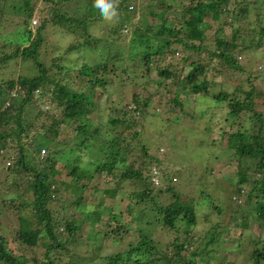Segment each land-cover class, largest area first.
<instances>
[{"label":"trees","instance_id":"trees-1","mask_svg":"<svg viewBox=\"0 0 264 264\" xmlns=\"http://www.w3.org/2000/svg\"><path fill=\"white\" fill-rule=\"evenodd\" d=\"M44 1V12L48 13L49 19H42L33 30L30 26L37 13L34 0H0V70L7 72L17 62L20 64L26 60H31L34 65L29 75L16 74L14 70L13 75L0 81V156L2 158L5 151L9 153L8 172L4 184H1V196L5 209H10L19 220L15 239L24 250L39 246L41 237L50 241L44 242L42 259L38 255L30 259L25 253L18 256L8 249V237L0 226V264H27L28 261L33 264H198L196 258L204 254V246L199 248L196 245L197 238L192 232L193 226L197 225L198 210L191 200L181 201L176 186L178 177L163 168L164 158L158 159L151 153L149 145L141 142L140 126L143 124L139 115L147 114L153 98L160 93L157 90L159 87L164 85L171 89L176 86L181 91L184 90L180 86L182 82L189 86L186 97L191 93L209 94L213 95L218 105L227 100L228 118L234 119L243 112L247 113L246 118L251 122L249 127L242 124L235 132H230L226 147L231 152L230 163L237 160L241 167L238 179H232L238 185L232 201L242 203L246 200L249 207L245 216L257 219L264 228V111L256 108V99L262 98L263 92L252 82L245 89L244 86L254 79L253 71L238 60L240 54L247 55L254 46L264 48V0H187V9L174 19L165 17L172 7L167 3L169 0H152L151 8H145L138 18L139 22L133 18L138 11L132 6V0H113L118 18L111 22L103 20L96 12L95 0ZM161 3L166 7L159 12L152 9V6L154 8ZM235 4H240L237 13ZM251 7L256 11L255 28L260 38L247 43L236 22L240 16L247 17ZM208 12L213 19L220 21L227 16L226 19L230 21H222L219 25L214 45L209 41L207 29L202 28L212 27V23L205 20ZM149 13L157 17L158 24L148 19ZM11 16L15 17V21ZM100 22L110 26L111 35L114 36L104 40L103 46L108 52H100V60L93 63L77 59L64 63L66 53L56 50L59 46H54V41L51 43L50 34L46 36L47 32H53V26L76 33V37L84 40L74 45L73 51L77 48L84 56V47L99 50L101 40L93 38L91 32ZM228 23L232 29L229 34L225 29ZM13 24L23 26L27 38L20 33L16 38L2 34L7 26ZM131 24L134 25L129 33L135 50H131L129 56L120 52L111 56L118 38L121 34L126 35L123 33L124 27ZM179 49L183 52L182 56ZM47 55H50L49 60ZM166 58L170 59L169 63H164ZM177 58L179 61L175 63L174 59ZM190 59L191 69L181 81L180 76L185 69L179 64L187 63ZM162 60L163 64L159 66ZM109 64L123 72H138L137 77L132 78L133 106L124 105V115H109L107 118L109 125H112V128L108 127V134L116 131L112 138L101 136L102 123L94 126L102 114L95 117L90 115L96 106L95 88H106ZM154 66H157L156 73H153ZM215 70L219 73L230 70L237 75L246 71L247 77L239 79L242 85L233 92L225 90L216 93L211 90L215 81L208 78V73ZM85 84L90 86L84 88ZM138 86L149 91L148 95L144 97L138 93ZM173 102L176 107L185 103L179 94L174 96ZM181 119L182 116L173 120L168 118L171 124H178ZM62 125L75 127L77 134L74 142L59 138ZM127 128L134 130L131 135L122 138L119 134H123ZM88 149L98 159L95 170L89 165H81L82 160L77 152ZM139 152L143 161L141 166H136ZM136 154L137 157L131 161V156ZM61 160L66 164L60 169L58 164ZM103 171L110 173L112 180L123 176L142 185L137 192L138 203L147 199L149 209L140 208V218L153 215L160 227L168 232H177L175 239L164 244L167 251L153 238L151 231L140 227L138 238L131 241L128 247L108 255L97 251L102 248L105 230L96 229V223L101 214L109 212L110 208H86L84 197L79 192L85 190L87 183L79 182L82 178L91 179L95 172ZM66 176L71 178L70 186L77 191L74 201L77 211L65 219L63 230L67 233L64 234V231L58 233L55 230V226H60L57 225L59 219L52 205L60 198L61 189H66ZM154 177L159 179V183L154 182ZM10 195L16 196L19 202L12 199L6 203ZM216 210L221 215L223 209L217 207ZM78 211L82 212V216H77ZM112 217L116 219V216ZM149 222L155 224L151 219ZM85 223L92 226L87 233L88 240L95 241L92 252L83 251L81 238L84 237ZM182 230L186 235L183 241L180 240ZM218 235L217 232L211 235L208 232V237H205L206 252H210V244L219 242ZM244 242L246 244L242 241L237 244L234 253L237 255L249 243L250 247L253 246L249 253L245 255L242 252L248 262L245 264H264V239ZM64 256L68 257L64 259L65 262L62 259Z\"/></svg>","mask_w":264,"mask_h":264},{"label":"rangeland","instance_id":"rangeland-1","mask_svg":"<svg viewBox=\"0 0 264 264\" xmlns=\"http://www.w3.org/2000/svg\"><path fill=\"white\" fill-rule=\"evenodd\" d=\"M34 1L36 2L37 13L34 15L30 27L33 30H36L42 19H49V16L48 13L44 12L45 7L42 2L45 1ZM167 3L172 4V7L169 8L165 15V17L169 19H174L175 16L183 13L188 5L187 0H169ZM131 4H133L132 6L138 11L133 17L134 21L139 22L138 18L140 17V14L144 12L146 7L148 8V6L152 4V0H132ZM235 5L237 7V13L239 12L240 4ZM149 7L151 8V6ZM163 7H166V4L161 3L157 6L155 5L154 8L152 6V9L159 12ZM226 18L227 16H224L223 19L219 21L213 19L210 12L207 13L205 20L211 22L212 27L204 26L202 28L207 29L206 33L210 38L209 41H211L212 45H214L213 42L219 25L222 21H229ZM13 19L15 21V17H13ZM148 19L154 24L159 23L157 17L150 13ZM256 22L257 15L253 7L250 8V13L247 17L240 16L236 22L237 27L242 30L243 37L247 43H252L260 38V35L255 28ZM133 25L134 24L124 27L123 33H126V35L124 36L121 34V37L118 38L117 44H115V52H113L111 56H115L116 54H119V52L121 55L129 56L131 50H135L136 47H132L133 43L129 33ZM110 29V26H107L102 22L97 23L92 28V37L100 39L101 44L99 45L98 51H94V49L90 47H84V56H81V52L77 48L73 51V46L78 44L80 40H84L76 37V33L74 34V32L71 33L68 30L58 29L53 26V32H47L46 36L50 34L51 43L54 41V46H59L56 50L58 49L59 52L66 53L64 56V63L68 64L70 63V60L76 59L80 60V62L86 60L93 63L100 60V52H103V54L108 52V50L104 49L103 45L104 40L108 38L112 39L114 36L111 35ZM225 29L228 34L232 31L229 23L225 24ZM19 33L21 36L24 35V37H26L25 28L23 26L16 27V25L13 24L12 26H7L2 34L8 35V38H16L15 36ZM60 35H62L61 38ZM56 37L57 42H55ZM114 43H116V41H114ZM178 52L180 54L183 53L181 49H179ZM50 55L46 56L47 60H49ZM116 58L117 57H115V59ZM238 60L253 71L252 76H254V79L248 82L249 84L244 87L245 89H248L252 82L251 84L253 86L263 92V97L256 99V108L263 109L264 111V48L254 46L248 50L247 55L246 53L245 55L240 54ZM178 61L179 58L174 59L175 63ZM190 61L191 59L187 63L181 62L179 64L180 67L184 66L185 69L184 72L181 73V81H183L184 77L191 69V66L189 65ZM167 62H170L169 58L164 60V63ZM162 64L163 60L160 62L159 66ZM33 68L34 65L31 60L21 61L20 64L17 62L14 67L11 66L7 72L0 70V81L5 77H9L10 74L13 75L12 73L14 70L16 71V74L20 72V74L29 75L33 72ZM153 69V73H156L155 69H157V66H154ZM126 74L130 75V77H126ZM246 74V71H244L242 75L234 74L230 70L223 71L222 73H219L217 70L213 72L211 71L208 73V78L210 79L211 77L215 81L214 84L211 85V90L216 93L225 90L233 92L235 88L242 85L239 79L247 77ZM137 75L138 72L135 73L131 70L129 72H123L117 66L109 64L106 73L108 79L105 86L106 88H103L102 86L95 88L94 99L96 106L93 109L91 108L92 112L90 114L91 117L102 114L101 119L94 122L95 127L96 125H99V123H102L100 126L101 136L112 138L116 134L115 130L114 132L111 131L110 134L107 132L108 127L112 128V125H109L107 120L109 115H124L122 107L124 105L133 106V102H131L134 93L132 88V78L137 77ZM152 77L154 78V75H152ZM85 79H87V77H85ZM139 79L140 78H137V80ZM89 86V84H85L84 88ZM180 86L184 90L179 91L176 86H172L171 89H169L164 85L157 89L160 93L153 98V102L149 106L147 114L139 115L140 121L143 124L140 126L141 142L147 143L150 147L151 153L159 157L158 159L164 158L163 168L169 170L170 174H176L178 177L176 186L181 201L187 202L191 200L192 204L198 210L199 215L197 216V225L193 226L194 229L192 232L197 238L196 245L199 248L204 246V254L197 257L196 262L198 264H230L232 262L235 264L248 263L245 255L246 253H249L253 246L250 247L248 243L246 247H242L239 250L237 255L234 253V249H236L235 247L240 241H242L243 244H246L244 241L249 242L252 239H256V241L264 239V228L258 224L257 219L254 220L251 216H245L248 214L249 207L245 202L246 200L242 203H233L232 201L234 191L238 187V185L234 184L232 179H238L241 167L237 160H232L230 163L231 152L226 147L228 145L229 133L235 132L237 129L241 128L242 124H244L245 127H249L251 122L246 118V112H243L237 118H228L226 116L229 113V103L227 100L218 105L214 100L213 95L191 93L186 97V92L189 90V86L185 85L184 82H182ZM153 87L156 86L154 85ZM136 91L144 97L149 93V91L145 90L142 86H138ZM14 92H16V90ZM176 94H179L182 100L185 101L181 107H176L174 105L175 103L173 100ZM188 98L189 100H186ZM180 116H182V119L178 124H171V120H168V118L173 120V118H178ZM133 130V128H127L123 134L119 135H121L122 138L123 136L128 137ZM76 134L77 130L74 126L62 125L59 138L71 143L75 141ZM91 150H93V148H91ZM5 152L6 153L2 158L0 156V226H2V232L8 237L7 246L13 254L19 256L25 253L30 259L34 255H38V258L42 259V254L45 249L44 242L50 241L49 238L41 237L39 240V246L34 249H22L18 240L15 239L19 220L15 213L10 212V209L6 210L3 206L4 201L1 196L3 187L1 184L3 185L5 182V176L7 175L9 166V153L7 151ZM77 153L81 157V165H89L95 170V166L98 164L96 154H93L89 149L81 152L78 151ZM138 154L131 156V161L138 155L136 166H141L143 159L141 152ZM65 164V161L61 160L58 167L61 169ZM110 175V173L105 171L101 173L95 172V175L91 179L82 178L83 180L81 179L79 182L80 184L87 183L85 190L79 192L84 197L83 201L86 203V208H110L109 212L101 214L99 221L96 223V229L105 230V236L101 241L102 248L99 250L97 249V251L102 255H108L128 247L131 241L138 238V227H140V229H147L149 232L151 231L153 238L160 242V246L167 251L164 244L175 239L177 232H168L166 228L160 227L161 225L156 224L153 215L140 218V208H143L146 211L149 209L147 199L138 203L137 192L139 191V187L141 189L142 185L132 178L123 176H117L115 180H112ZM70 179L71 178L67 176L65 177V182L67 183V185L65 184L66 189L64 187L61 189L60 198L54 201L52 205L53 212L59 219L57 220V225H59L60 228L55 226V230L58 233L62 231L65 232V229L63 230L65 219L77 211V207L74 203L77 191H75L73 186H70ZM153 179L155 180L154 182L159 183L157 177H154ZM14 195H16V192H14ZM170 195L172 194L170 193ZM12 199H15L14 201L16 203L19 202V199L16 196L12 197V195H10L6 203H8L9 200L12 201ZM217 207L223 209L221 215H219V212L216 210ZM147 214L149 213L147 212ZM80 215L82 216V212L78 211L77 216ZM112 216H116V219ZM150 219L156 225L150 222L147 223ZM91 228L92 226L90 223L84 224V237L81 238L83 251H93L95 241L94 239L88 240L87 238V233ZM208 232H210V235L212 232L219 233L217 236L219 242L216 241L208 246L210 252L205 251V237H208ZM66 233L67 232L64 234ZM180 237L181 241L186 239L184 230L180 233ZM242 252H245V255H243ZM66 258L68 257L64 256L62 258L63 261ZM27 264H33V262L28 261Z\"/></svg>","mask_w":264,"mask_h":264},{"label":"clouds","instance_id":"clouds-1","mask_svg":"<svg viewBox=\"0 0 264 264\" xmlns=\"http://www.w3.org/2000/svg\"><path fill=\"white\" fill-rule=\"evenodd\" d=\"M94 7L96 12L105 21L111 22L118 18L117 7L113 0H95Z\"/></svg>","mask_w":264,"mask_h":264},{"label":"built area","instance_id":"built-area-1","mask_svg":"<svg viewBox=\"0 0 264 264\" xmlns=\"http://www.w3.org/2000/svg\"><path fill=\"white\" fill-rule=\"evenodd\" d=\"M44 151V150H43Z\"/></svg>","mask_w":264,"mask_h":264}]
</instances>
